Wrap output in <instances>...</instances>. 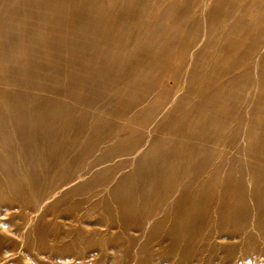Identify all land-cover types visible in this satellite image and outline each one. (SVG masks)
I'll return each instance as SVG.
<instances>
[{"label": "rangeland", "instance_id": "374dc122", "mask_svg": "<svg viewBox=\"0 0 264 264\" xmlns=\"http://www.w3.org/2000/svg\"><path fill=\"white\" fill-rule=\"evenodd\" d=\"M261 28L264 0H0V52L23 38L12 53L25 59V83L0 75V92L27 93L0 98V264H264V105H247L264 99ZM40 38L56 48L42 55ZM48 98L76 105L72 126L91 112L51 148L26 116ZM127 175L132 197L117 212Z\"/></svg>", "mask_w": 264, "mask_h": 264}, {"label": "bare ground", "instance_id": "6f19581e", "mask_svg": "<svg viewBox=\"0 0 264 264\" xmlns=\"http://www.w3.org/2000/svg\"><path fill=\"white\" fill-rule=\"evenodd\" d=\"M48 23L50 24V22H47L46 21V23H45L46 26L45 27H47L49 29L52 28L51 29L52 31L54 30L56 32H62L64 30L57 23H55V24L58 25L57 27H56L55 24L53 26L47 25ZM259 30H260V33L261 34L262 33L264 34V28H261ZM35 32L36 33H39V31L36 30V29H35ZM104 32H105V29H104ZM22 39L23 38H20V41L19 42L15 43V44H10L7 47V50L6 51L9 52V53H4L2 51L0 52V60H9L12 64H14V67L11 68V69H9V70H4L3 68H0V75L2 76V78L4 80H8L9 82H11L13 84L20 83L21 85H22V82L25 83V76H22L19 73L18 69L15 68V66L17 67L18 64L23 65V63H25V59H22L21 57H19L17 55H14L12 52H15V50H17L18 48H21L23 46L21 44V42H22L21 40ZM38 42H39V44H38L39 51L38 52H40L42 55H46L49 51L52 50V48H54V49L56 48L55 47L56 45H54V46L51 47L49 44H47L43 40V38H40V40ZM57 43H61L60 42V39H57ZM258 44H259V42H258ZM4 49H5V47H4ZM248 49H250V48H247L242 53V57H243V60L245 62H246V60L248 62L249 59H251V54H253ZM62 50H64V49H62V47H57V51H56L57 54L55 56L61 59V56L59 54H60V51H62ZM257 51L260 54L259 64H264V46H261V43L258 46ZM110 55H112V53ZM94 56L95 57H92L91 60H96L97 61V59L99 58L98 55L96 54ZM109 62H111V63L114 62V64H116L117 61L115 60V58L110 57ZM64 64L70 65V62L64 60ZM104 65L108 69L109 64H104ZM21 67H23V66H21ZM42 67L43 66H41V68ZM82 69L85 70V71H87V72H89L90 71V66H88V65L85 64V65H83ZM250 71L251 70H249V69L244 70L243 71L244 76H248ZM52 73L53 74H57V75H64V76L69 75L67 70H59L58 68H53L52 69ZM259 78H261V76H259ZM263 78H264V76L258 82V85H257V89L258 90L261 89V87L264 86L263 83H260ZM54 79H55V77L48 76V80L49 81H53ZM127 81H128V78L125 79L122 76H117L116 77L115 83L116 84H120V87H118V89H117V93H120V92H123L124 91V89H125V87L127 85H123L122 86V84H124ZM81 84H82V82L80 81V83H76L75 86L78 85L80 87ZM25 86L26 87L29 86L28 88H30L31 86H34L36 88H40L41 87V86L39 87L35 83L34 84L33 83L31 84L30 82H27V81H26ZM47 90L49 92H55V91H57V92H60L63 96H69V97H71L73 99V101H76L77 100V98L74 97V96H72L71 95V92L68 91L67 88H65V87L64 88H61L59 90H55L51 86V87L47 88ZM25 93H26V90L25 89L24 90L22 89L19 92H17V91L15 92V91H12V90H7L6 93L0 92V98L3 101H7L9 99L8 102H10L11 100L15 102L16 99L17 100H21V99L27 97V95H26L27 93L26 94ZM41 103L43 105L47 106V109L48 110L46 109L45 113H41L39 110L32 108V109L26 111V116H27V119L30 121L29 122L30 128L35 132L36 137L42 140V142L45 144V146L47 148H51L52 146H56L57 145L58 139H61L63 137V135L61 136L59 134V132H58V131H61L62 129L64 130V133L65 134L68 133V131H74V130H75V133L76 132L79 133L81 131H84L85 128L83 126V123L90 116L91 112H88V111L81 112L80 118H79L81 125L72 126V124H71L72 115H70V113H73L74 114V111L76 109V105L75 104H72V105H70L68 107H66L65 105H63L61 103H58L57 105H55L49 98L48 99L41 100ZM260 103L264 105V99H259V100H256V101L248 100V104L247 105H249V106L251 105L252 107L256 108V106H258ZM23 114H24V112L18 111L17 108H15L12 105L11 108L9 109V111H8V116H7V120H8L7 127L10 129L9 130L10 138H12L14 141H16L18 143V145L20 144L21 146L25 144L24 143L25 137H24V135H22V131H23L22 123H23V116H24ZM0 115H1V112H0ZM53 117L55 118V120L54 121H51L53 119ZM94 117H95V119L96 118L98 119L99 117H101V115L100 114H95ZM91 118H92V116H91ZM39 119L41 121L44 120L43 121V124H40L38 122ZM1 125L2 124H0V127H1ZM0 130H1V128H0ZM85 131H87V133H88V132H90V129L89 128H86ZM164 132H166V130ZM1 135H2V133L0 131V136ZM154 138L155 139H159L160 136L155 135ZM153 148H154V144H151V145H149L146 148V151L147 152H151V150H153ZM172 148H173V152H172L173 158L178 157L179 153L177 154V149H176V147L173 144H172V146H171L170 149H172ZM165 154L166 153L164 152V150H161L159 152V155L161 156V160H162L161 161V164L162 165H164L166 163V161L169 160L168 159L169 157L165 156ZM127 179H128V175L122 177V179L120 181H118L114 185V190L117 191V193L116 194H113V196H111V197H112V200L114 201L115 210L117 212H119L120 210H122L126 199H129V198L132 197L131 196V193L126 189V183L125 182L127 181Z\"/></svg>", "mask_w": 264, "mask_h": 264}]
</instances>
